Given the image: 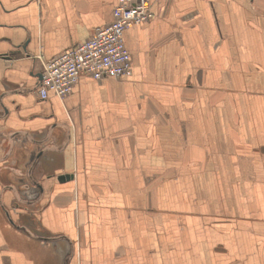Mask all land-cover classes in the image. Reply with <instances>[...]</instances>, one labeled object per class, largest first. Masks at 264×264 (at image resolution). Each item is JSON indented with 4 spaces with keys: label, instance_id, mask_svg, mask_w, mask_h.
<instances>
[{
    "label": "crops",
    "instance_id": "crops-1",
    "mask_svg": "<svg viewBox=\"0 0 264 264\" xmlns=\"http://www.w3.org/2000/svg\"><path fill=\"white\" fill-rule=\"evenodd\" d=\"M117 3L0 0V264H264V0H152L131 75L41 100Z\"/></svg>",
    "mask_w": 264,
    "mask_h": 264
},
{
    "label": "built area",
    "instance_id": "built-area-1",
    "mask_svg": "<svg viewBox=\"0 0 264 264\" xmlns=\"http://www.w3.org/2000/svg\"><path fill=\"white\" fill-rule=\"evenodd\" d=\"M154 17L152 0H118L110 24L96 28L86 41L43 61L39 98L46 100L53 94L64 101L83 76L101 81L131 75L132 59L125 31Z\"/></svg>",
    "mask_w": 264,
    "mask_h": 264
},
{
    "label": "rangeland",
    "instance_id": "rangeland-1",
    "mask_svg": "<svg viewBox=\"0 0 264 264\" xmlns=\"http://www.w3.org/2000/svg\"><path fill=\"white\" fill-rule=\"evenodd\" d=\"M33 186H34V184H33ZM19 212H22V211L19 209L9 210V218L13 221L14 224H17V222H19V219H20Z\"/></svg>",
    "mask_w": 264,
    "mask_h": 264
},
{
    "label": "water",
    "instance_id": "water-1",
    "mask_svg": "<svg viewBox=\"0 0 264 264\" xmlns=\"http://www.w3.org/2000/svg\"><path fill=\"white\" fill-rule=\"evenodd\" d=\"M9 56H10L9 54L3 55L4 58H10ZM57 178H58V180L64 182V181L72 179L73 176L71 174L65 173V174L59 175Z\"/></svg>",
    "mask_w": 264,
    "mask_h": 264
}]
</instances>
